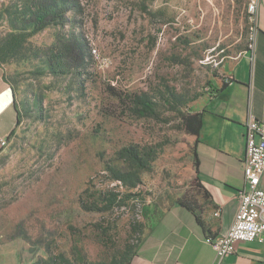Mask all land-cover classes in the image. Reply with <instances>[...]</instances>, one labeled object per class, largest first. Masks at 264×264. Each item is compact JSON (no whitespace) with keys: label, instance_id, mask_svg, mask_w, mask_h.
I'll list each match as a JSON object with an SVG mask.
<instances>
[{"label":"rangeland","instance_id":"1","mask_svg":"<svg viewBox=\"0 0 264 264\" xmlns=\"http://www.w3.org/2000/svg\"><path fill=\"white\" fill-rule=\"evenodd\" d=\"M249 2L0 0L18 112L0 152V264H126L164 211L196 200L186 120L251 49ZM123 148L147 153L136 187Z\"/></svg>","mask_w":264,"mask_h":264},{"label":"crops","instance_id":"2","mask_svg":"<svg viewBox=\"0 0 264 264\" xmlns=\"http://www.w3.org/2000/svg\"><path fill=\"white\" fill-rule=\"evenodd\" d=\"M253 51L222 68L215 92L195 104L201 127L194 135L192 161L198 197L189 210L179 204L153 223L129 264H214L207 240L225 234L238 212L244 186L245 121L264 123V0H260ZM223 79H229L223 84ZM14 93L0 65V152L16 124ZM224 264H264V244L240 243Z\"/></svg>","mask_w":264,"mask_h":264},{"label":"built area","instance_id":"3","mask_svg":"<svg viewBox=\"0 0 264 264\" xmlns=\"http://www.w3.org/2000/svg\"><path fill=\"white\" fill-rule=\"evenodd\" d=\"M260 0H250L249 10L257 15ZM256 37V29L253 32ZM255 41V39H254ZM254 42L249 51H253ZM244 186L237 194L238 212L230 229L207 240L215 254L214 264H224L240 243L264 244V123L249 115L245 121ZM5 145V140L1 142Z\"/></svg>","mask_w":264,"mask_h":264},{"label":"trees","instance_id":"4","mask_svg":"<svg viewBox=\"0 0 264 264\" xmlns=\"http://www.w3.org/2000/svg\"><path fill=\"white\" fill-rule=\"evenodd\" d=\"M62 8L57 6V3H54L51 7L46 6V5H40L38 7V10L32 14L33 19L35 20L36 24L38 23H43L46 19L52 18V17H59L60 10ZM45 23H43L44 25ZM0 58V62H1ZM229 79H223V84H226ZM13 90V89H12ZM216 90L213 87V85H210L209 91L207 94L211 95L214 93ZM136 103L138 105H141L144 111H152L151 105L149 101L146 100H141L138 99L136 100ZM14 106L16 109V114L18 115L17 112V107L15 104L14 100ZM143 116V115H142ZM17 121V120H16ZM201 127V119H200V114L199 113H192L187 117L186 120V130L189 134L191 135H197ZM147 153L143 151L142 149L138 148H123L119 153L118 156L120 160H123L126 165H128L129 170L132 171L133 179L132 182L129 183L130 187H136L140 183V175L145 171V166L143 165V160L145 159V156ZM151 161V160H150ZM116 180L123 181V179H126V176L124 175H118L115 177ZM179 205L192 210L191 204L185 200H181L179 202ZM86 211L92 210L91 208H87L86 206H82ZM132 259V258H131ZM130 260L126 264L130 263ZM50 259L47 261H42V264H50ZM36 264H41V263H36ZM114 264H121V263H114Z\"/></svg>","mask_w":264,"mask_h":264}]
</instances>
